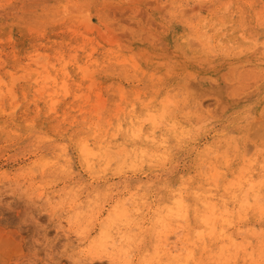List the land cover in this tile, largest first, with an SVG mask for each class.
Masks as SVG:
<instances>
[{"label":"rangeland","instance_id":"374dc122","mask_svg":"<svg viewBox=\"0 0 264 264\" xmlns=\"http://www.w3.org/2000/svg\"><path fill=\"white\" fill-rule=\"evenodd\" d=\"M0 96V264H223L206 197L235 218L229 264H264V0H0Z\"/></svg>","mask_w":264,"mask_h":264},{"label":"bare ground","instance_id":"6f19581e","mask_svg":"<svg viewBox=\"0 0 264 264\" xmlns=\"http://www.w3.org/2000/svg\"><path fill=\"white\" fill-rule=\"evenodd\" d=\"M91 55H89V57H90ZM132 56V55H131ZM133 58H131L130 60H132ZM148 59V58H147ZM109 60V59H108ZM122 60V59H121ZM120 60V61H121ZM124 60H126V59H124ZM87 60H85V62H86ZM119 61V62H120ZM133 61H136V59H133ZM128 62V60H126V63ZM165 62V61H164ZM123 63H125L124 61H123ZM129 63V62H128ZM168 63V62H167ZM87 64V63H86ZM96 64H97V62H96ZM130 64H132V66H133V63H130ZM135 64V63H134ZM137 64V63H136ZM104 65V64H103ZM78 68H80V67H78ZM89 69V68H88ZM83 71L84 70H86V68L84 69H82ZM93 72L94 71H96L97 72V70H92ZM139 71V70H138ZM67 72V71H66ZM85 73H87L88 75H89V72H83V74L84 75H86V76H88L87 74H85ZM144 70H143V75H144ZM66 74V73H65ZM92 74V73H91ZM152 74V73H151ZM84 75H83V77H84ZM69 76V75H68ZM85 76V77H86ZM92 76H93V74H92ZM154 76V75H153ZM153 76L151 77V78H153ZM159 76V75H158ZM82 77V78H83ZM91 77V76H90ZM53 78V77H52ZM86 79H88V78H86ZM90 79V78H89ZM54 80H55V78H54ZM53 80V81H54ZM49 81V80H48ZM91 81H92V79H91ZM56 82V81H55ZM94 82V81H93ZM93 82L90 84V85H92L93 84ZM98 82H100V81H98ZM97 83V82H96ZM57 84V83H56ZM95 84V83H94ZM64 86L65 85H67V82L66 83H64L63 84ZM96 85V84H95ZM93 87V86H92ZM97 87V86H96ZM62 89H64V88H62ZM65 89H67V88H65ZM64 89V90H65ZM92 89V88H91ZM90 89V90H91ZM56 90V89H55ZM121 90V89H120ZM42 91V90H41ZM40 90H37V92H41ZM92 91V90H91ZM1 92H2V90H1ZM136 92V91H135ZM4 93V92H3ZM65 93H67V91L65 92ZM49 94V93H48ZM101 94V93H100ZM121 94V93H120ZM78 95V94H77ZM99 95V94H98ZM139 95V94H138ZM2 96V95H1ZM1 96H0V98H1ZM42 96V95H41ZM49 96V95H48ZM100 96V95H99ZM101 97V96H100ZM100 97H98V98H100ZM51 98H52V96H51ZM123 97H121V99H122ZM125 98V97H124ZM136 98V97H135ZM166 98V97H165ZM96 100V99H95ZM106 100V99H105ZM168 100V99H167ZM55 101V100H54ZM122 101V100H121ZM148 101H150V100H148ZM160 101L162 102V100L160 99ZM99 102H100V100H99ZM102 103V102H101ZM100 103V104H101ZM164 103H165V101H164ZM99 104V105H100ZM117 104V103H116ZM120 104V103H119ZM173 105V104H172ZM165 106H167L166 105V103H165ZM93 107H94V109L96 110V108L98 107V106H94L93 105ZM133 107V106H132ZM122 109V108H121ZM168 109V108H167ZM96 111H98V110H96ZM115 111H117V110H115ZM80 113V112H79ZM151 114V115H150ZM149 115H150V121L153 123V124H155L156 123V121L158 120V118H157V116L156 115H152V113H150ZM164 114V113H163ZM114 115V114H113ZM149 117V116H148ZM161 117V116H160ZM148 119V118H147ZM137 120V119H136ZM139 121V120H138ZM142 121V120H141ZM134 125V124H133ZM144 125V124H143ZM140 126H141V124H140ZM153 126V125H152ZM155 126H161V125H156L155 124ZM154 127V126H153ZM122 127H120V129H121ZM175 128V127H174ZM135 129H136V127H135ZM137 129H139V128H137ZM154 130V129H153ZM141 133L143 132V127L141 126L140 127V130H139ZM132 133V132H131ZM133 133H134V130H133ZM137 134V133H136ZM117 135V134H116ZM139 135V134H138ZM138 135H134V137L137 139L138 137H139V139H140V136H138ZM149 136V135H148ZM131 137V136H130ZM142 137V136H141ZM162 138V137H161ZM132 139V138H131ZM142 139V138H141ZM87 141V140H86ZM82 142V146H81V151H82V156L84 157V160L88 163V165L89 166H95V162H96V159H98L99 158V154L100 153H97V152H95V151H93L92 150V148H90V146H89V141H87V142ZM134 142V141H133ZM158 142V141H157ZM135 143V142H134ZM161 143V142H160ZM162 145H164V142H162ZM92 146V145H91ZM124 147V146H123ZM123 147H121L120 149H123ZM127 147V146H126ZM126 147H124V148H126ZM102 148H104V147H102ZM106 148V147H105ZM108 148V147H107ZM135 148V147H134ZM166 148V147H165ZM109 149H112V148H109ZM108 149V150H109ZM127 149H128V147H127ZM126 149V151H128ZM160 149H162V148H160ZM105 150V149H104ZM108 150H106V151H108ZM115 150V149H114ZM118 150V149H117ZM116 150V151H117ZM103 151V150H102ZM143 152L142 153H144V150H142ZM148 151V150H147ZM146 151V152H147ZM168 150H166L165 152H163L162 154H161V158H163V157H166V156H168V153L169 152H167ZM170 152H171V150H169ZM172 151H173V149H172ZM209 151V150H208ZM62 152H63V150H62ZM99 152V151H98ZM118 152V151H117ZM122 151H120L119 150V152L118 153H115V155L117 154L118 155V158L121 156H124V155H121L122 153H121ZM105 153V152H104ZM109 153V152H108ZM114 153H112V156H115L114 155ZM124 153V152H123ZM128 153H129V151H128ZM156 153V152H155ZM207 153V152H206ZM59 154H61L60 152H59ZM66 153H63L62 154V157H64V155H65ZM149 154V153H148ZM152 154V153H151ZM103 155V154H102ZM109 155V154H108ZM116 155V156H117ZM120 155V156H119ZM154 155V154H153ZM153 155H152V157H153ZM208 155V154H207ZM104 156V155H103ZM51 157V156H50ZM60 157V156H59ZM133 158H139V152L138 153H135V156H132ZM160 157L158 158L157 157V159H160ZM66 158V160H67V157H65ZM103 157H101V159H102ZM105 158H106V156H105ZM113 158H115V157H113ZM125 158H126V156H125ZM125 158H124V160H125ZM130 158H131V155H130ZM173 158V157H172ZM51 159V158H50ZM141 159V158H140ZM144 159V158H143ZM223 159H224V157H223ZM71 160V159H70ZM103 160H105V159H103ZM107 160H109V158L107 159ZM126 160H127V158H126ZM134 160H136V159H134ZM146 160V159H145ZM155 160V159H154ZM228 160V159H227ZM226 160V161H227ZM85 161H84V163H85ZM116 161V160H115ZM121 161V160H120ZM137 161V160H136ZM167 161V160H166ZM112 162V161H111ZM114 162V161H113ZM128 162V161H127ZM126 162V163H127ZM146 162V161H145ZM144 162V163H145ZM149 162V161H148ZM153 162V161H152ZM228 162V161H227ZM252 161H250V163H251ZM108 163H109V161H108ZM125 163V162H124ZM131 163H135L136 164V162H132V160H131ZM143 163V164H144ZM62 164V163H61ZM103 164V163H102ZM112 164V163H111ZM114 164V163H113ZM118 164H119V162H118ZM139 164V163H138ZM137 164V165H138ZM248 164V163H247ZM252 164V163H251ZM250 164V165H251ZM58 165H60V161L58 160H55V161H52V160H48V159H45L43 162H42V164H41V169L44 171V170H48V169H54V167H56V166H58ZM122 165H123V163H122ZM127 165V164H126ZM131 165H133V164H131ZM215 165V164H214ZM62 166H64V165H62ZM249 166V165H248ZM216 167V166H215ZM214 167V168H215ZM63 168V167H62ZM90 168V167H89ZM104 168V167H103ZM111 168V167H110ZM130 168V167H129ZM136 168V167H135ZM247 168V167H246ZM65 169H67V167H65ZM73 169V168H72ZM120 169V168H119ZM132 169V168H131ZM63 170V169H62ZM124 170V169H123ZM126 170V169H125ZM244 171H245V168L243 169ZM242 170V171H243ZM107 171H108V169H107ZM122 171V170H121ZM242 171H240V172H242ZM247 171V170H246ZM106 172V171H105ZM245 173V172H244ZM214 174V173H213ZM206 177V176H205ZM237 177V176H236ZM214 178H215V181L217 182V185H219L218 184V182L221 180H219L218 181V179L219 178H221V177H219V174H218V172H216L215 173V175H214ZM248 178V177H247ZM254 181V180H253ZM248 182H251L250 181V179H245L242 175L241 176H239L237 179H235V180H233V181H229L228 182V184L226 185L225 184V186H226V189L228 190V191H230L232 194H233V197L234 198H238L239 197V192H242V190L247 186L246 184L248 183ZM220 183H221V181H220ZM252 183V182H251ZM251 183H250V185H248L247 187H249L250 186V188H249V195H248V193H247V195H244V194H246V193H244V194H242V195H244V197L242 198V208H244V205H245V207H246V209L244 208V210H246V211H248L250 208H252V207H254V206H259V204H258V202H257V200L262 196V193H261V189H262V184L261 185H259V186H252L251 187ZM255 183V182H254ZM258 183V182H257ZM249 184V183H248ZM259 184V183H258ZM255 185V184H254ZM219 187V186H218ZM217 187V188H218ZM246 187V188H247ZM224 188V187H223ZM245 188V189H246ZM248 189V188H247ZM172 192V191H171ZM177 193V192H176ZM181 193V192H180ZM174 194V193H173ZM197 196H198V194H196ZM252 195V197L254 198V200H248V197L249 196H251ZM197 196H196V198H197ZM200 196H202V195H200ZM209 196V195H208ZM98 197V196H97ZM177 197V196H176ZM183 197V196H182ZM96 198V197H95ZM178 198V197H177ZM195 198V199H196ZM202 198H203V196H202ZM262 198V197H261ZM194 199V200H195ZM205 200L204 201H202L203 202V205H204V211H203V209H201L202 211H203V214L201 215V220H202V222H203V224H204V226H205V231L204 230H202L203 231V234H202V238H206L207 236H212V235H214L215 236V238L216 239H220V238H223L224 240L225 239H227L228 240V243H226V245L225 246H222V245H224V244H222L221 246H222V250L220 249V258L222 259V261H223V264H229V262H230V260H231V254H233L232 253V250H233V247H236V248H238V247H240L239 245H237L236 244V242L235 241H233V239H232V237H230V235L227 233V230H226V228H225V226H227L228 224H233V220L235 219H233V216H230V210H228V209H226V208H223L222 210L221 209H219L218 208V205H217V203H215L213 200H209V198H204ZM184 200H186V198H184ZM201 200V199H200ZM200 200H198L199 202H200ZM234 200V199H233ZM175 201H176V199H175ZM197 201V202H198ZM125 202H126V200H125ZM189 202V201H188ZM240 202V203H241ZM122 204V203H121ZM186 204H189V203H186V202H184L183 200H177V202H176V204H175V206H174V203L171 205V206H165V208H162L161 209V213L159 212L158 214H161V216L159 217V221H160V223H159V225H161L162 227H164V229L166 228V229H168L170 226H171V220L174 218V215L175 216H177L176 218H177V220L178 219H184V218H189L188 216H189V214H191L190 213V208H189V206H187ZM226 204V203H225ZM124 205H125V203H124ZM116 206H117V204H116ZM193 206V205H192ZM198 206H200V205H198ZM197 206V207H198ZM202 208V207H201ZM221 208V207H220ZM240 209L239 210V218H244V216H245V213L244 212H246V211H244L243 209ZM88 209V208H87ZM199 209V208H198ZM113 210V209H112ZM136 210V209H135ZM195 210V209H194ZM131 211V210H130ZM129 211V212H130ZM244 211V212H243ZM83 212V211H82ZM116 212L118 213V215L121 217V219L123 220L127 215H128V210L127 209H124V207H120V208H117L116 209ZM115 212V213H116ZM192 212V211H191ZM232 212H234L235 213V210L233 211H231V214H232ZM78 213V212H77ZM114 213V212H113ZM195 213V212H194ZM200 213V212H199ZM110 214V213H109ZM196 214H197V212H196ZM81 215V214H80ZM117 215V216H118ZM82 216V215H81ZM118 216V217H119ZM179 216L180 217H182V218H179ZM192 216V215H191ZM197 216V215H196ZM198 216H199V214H198ZM234 216H235V214H234ZM200 217V216H199ZM114 219V218H113ZM112 219V220H113ZM115 219H116V217H115ZM120 219V218H119ZM175 219V218H174ZM198 219V218H197ZM111 220V219H110ZM200 220V221H201ZM130 221V220H129ZM129 221H128V223H129ZM158 221V222H159ZM182 221V220H181ZM185 221V220H184ZM189 222H190V220H188ZM118 222V221H117ZM120 222H122V221H120ZM186 222V221H185ZM194 222V221H193ZM198 222V221H197ZM125 223V222H124ZM173 223V222H172ZM195 223V222H194ZM102 224V223H101ZM110 224V223H109ZM121 224H123V223H121ZM126 224V223H125ZM188 224V223H187ZM193 224V223H192ZM199 224V223H198ZM105 225V224H104ZM114 225V224H113ZM156 225V224H155ZM190 225H191V223H190ZM200 225V224H199ZM221 225V226H220ZM103 226V225H102ZM158 226V225H157ZM182 226V225H181ZM188 226V225H187ZM106 227V226H105ZM110 226L108 225V228H109ZM119 227V226H118ZM162 227H160V228H162ZM189 227V226H188ZM191 227V226H190ZM189 227V228H190ZM193 227V226H192ZM194 227H195V225H194ZM112 228H114V227H112ZM112 228H109V229H112ZM156 228V227H155ZM159 228V229H160ZM171 228H173L172 226H171ZM182 228V227H181ZM89 229V228H88ZM103 230H102V232L103 231H106V233L107 232H109L110 234H105L104 235V237L105 238H107V239H111L110 237L111 236H109V235H111V232L110 231H107L106 229H104V227L102 228ZM165 229V230H166ZM178 229V228H177ZM191 229V228H190ZM156 230V229H155ZM83 231V230H82ZM86 231V230H85ZM89 231V230H88ZM134 231V230H133ZM159 231V230H158ZM158 231H156V232H158ZM187 231V230H186ZM190 231V230H189ZM200 232H202L201 231V228H200V230H199ZM198 231V232H199ZM102 232H100L101 233V235H103V233ZM160 232V231H159ZM191 232V231H190ZM128 233H129V231H128ZM162 234H163V231L161 232ZM166 233V232H165ZM192 233V232H191ZM196 233V232H195ZM188 234H189V232H188ZM195 235V234H194ZM200 235V234H199ZM161 236V235H160ZM191 236H192V234H191ZM200 237V236H199ZM105 238H103L102 237V240L103 239H105ZM160 238V237H159ZM188 238V237H187ZM192 238V237H191ZM190 238V239H191ZM113 239V238H112ZM194 239V238H193ZM205 240V239H204ZM189 242H190V240H188ZM192 241V240H191ZM110 244V243H109ZM192 244V243H191ZM101 246L100 247H104V245H102V244H100ZM111 246H113V245H111ZM99 247V248H100ZM107 247V246H106ZM101 249V248H100ZM175 249V248H174ZM173 249V250H174ZM210 249V248H209ZM237 250V249H236ZM245 251V250H244ZM165 252V251H164ZM239 252V251H238ZM157 253V252H156ZM166 253V252H165ZM171 254H175V253H172V252H170ZM157 254H159V253H157ZM230 254V255H229ZM260 254V253H259ZM215 255V254H214ZM233 255H235V253L233 254ZM173 256V255H172ZM171 256V257H172ZM238 256V255H237ZM251 256V255H250ZM168 257H169V255H168ZM125 258V257H124ZM217 258L218 259H220L218 256H217ZM169 259L170 260H172L170 257H169ZM167 261H169V260H167ZM201 263V262H200ZM203 263V262H202ZM182 264V263H181ZM185 264V263H184Z\"/></svg>","mask_w":264,"mask_h":264}]
</instances>
